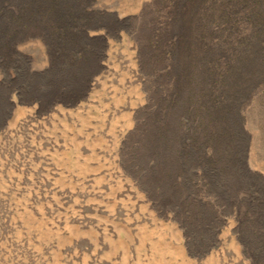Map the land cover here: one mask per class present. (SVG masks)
<instances>
[{"label": "rangeland", "instance_id": "obj_1", "mask_svg": "<svg viewBox=\"0 0 264 264\" xmlns=\"http://www.w3.org/2000/svg\"><path fill=\"white\" fill-rule=\"evenodd\" d=\"M226 2L0 0V264H264V30Z\"/></svg>", "mask_w": 264, "mask_h": 264}, {"label": "trees", "instance_id": "obj_2", "mask_svg": "<svg viewBox=\"0 0 264 264\" xmlns=\"http://www.w3.org/2000/svg\"><path fill=\"white\" fill-rule=\"evenodd\" d=\"M202 2H204L205 0H201ZM229 1H240L241 2H244V1H248L249 3V6L251 8L254 9V13H251V16L253 15L254 17L256 16L260 22V24L262 25L260 27V33L264 30V0H227L226 4H228ZM234 9L229 6V5H225L223 6L222 8H220L219 10H216L214 11V22H223V23H231L234 21V15L232 13ZM192 29V28H191ZM263 33V32H262ZM188 34L186 33V36H182L180 38L182 39H185L186 40H189V39H194L191 34H190V37H188ZM261 38V41L263 42L264 41V38L263 37H260ZM157 41V39H156ZM261 42V43H262ZM185 43V42H184ZM254 56V55H253ZM253 56H250V58H254ZM258 63L260 64H264V53L260 51V59L258 61Z\"/></svg>", "mask_w": 264, "mask_h": 264}]
</instances>
